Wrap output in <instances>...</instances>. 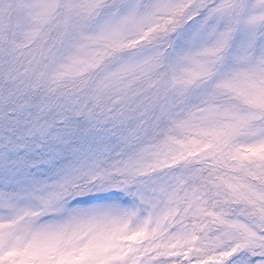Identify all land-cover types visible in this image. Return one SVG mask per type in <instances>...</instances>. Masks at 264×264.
<instances>
[{"label":"snow or ice","instance_id":"snow-or-ice-1","mask_svg":"<svg viewBox=\"0 0 264 264\" xmlns=\"http://www.w3.org/2000/svg\"><path fill=\"white\" fill-rule=\"evenodd\" d=\"M0 264H264V0H0Z\"/></svg>","mask_w":264,"mask_h":264}]
</instances>
